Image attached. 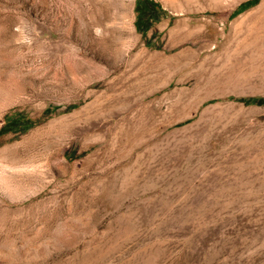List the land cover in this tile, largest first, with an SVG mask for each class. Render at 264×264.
<instances>
[{"label": "rangeland", "instance_id": "1", "mask_svg": "<svg viewBox=\"0 0 264 264\" xmlns=\"http://www.w3.org/2000/svg\"><path fill=\"white\" fill-rule=\"evenodd\" d=\"M145 1L0 0V264H264V0Z\"/></svg>", "mask_w": 264, "mask_h": 264}, {"label": "trees", "instance_id": "2", "mask_svg": "<svg viewBox=\"0 0 264 264\" xmlns=\"http://www.w3.org/2000/svg\"><path fill=\"white\" fill-rule=\"evenodd\" d=\"M254 1V0H251ZM144 2H146L144 0ZM250 1H246L245 3H249ZM241 6V4H240ZM149 12V9L145 5L141 6V9L138 11V18L136 20L137 27L139 29L145 30L140 24V19L146 16ZM147 30V29H146ZM246 102H264V97H248L244 99ZM32 125V120L24 115L20 114H8L6 115V122L0 128V133L13 131L18 128L26 129Z\"/></svg>", "mask_w": 264, "mask_h": 264}, {"label": "bare ground", "instance_id": "3", "mask_svg": "<svg viewBox=\"0 0 264 264\" xmlns=\"http://www.w3.org/2000/svg\"><path fill=\"white\" fill-rule=\"evenodd\" d=\"M240 22H245V27L248 31L264 30V2L257 9L245 14ZM6 82H0V87L8 85Z\"/></svg>", "mask_w": 264, "mask_h": 264}]
</instances>
